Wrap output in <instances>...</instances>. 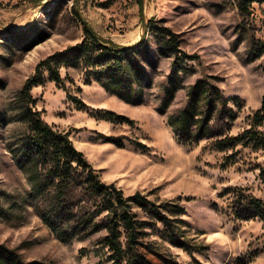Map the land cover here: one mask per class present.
I'll list each match as a JSON object with an SVG mask.
<instances>
[{
  "label": "rangeland",
  "instance_id": "rangeland-1",
  "mask_svg": "<svg viewBox=\"0 0 264 264\" xmlns=\"http://www.w3.org/2000/svg\"><path fill=\"white\" fill-rule=\"evenodd\" d=\"M240 2L0 0V264L112 263V253L99 243L105 229L81 225L65 239L58 233L81 219V211L89 215L88 203L85 209L79 202L66 205L70 212L57 213L48 224L45 214L57 206L53 190L20 149L27 134L22 86L40 60L81 42L84 24L104 42L142 45L136 55L147 76L139 86L141 103L125 102L97 81L86 84L85 70L75 67L61 69L63 87L46 71L31 93L43 119L70 134L103 181L126 195L140 191L183 208L167 214L182 220L173 225L187 244L171 243L169 229L156 222L143 238L146 264H264L263 222L235 213L238 192L264 196V150L217 147L251 127L264 101V1L253 2L246 15ZM150 19L176 32L186 55L163 52ZM199 84L205 92L194 99ZM192 105L193 124L178 135L169 120ZM100 109L133 122L100 119Z\"/></svg>",
  "mask_w": 264,
  "mask_h": 264
},
{
  "label": "trees",
  "instance_id": "trees-1",
  "mask_svg": "<svg viewBox=\"0 0 264 264\" xmlns=\"http://www.w3.org/2000/svg\"><path fill=\"white\" fill-rule=\"evenodd\" d=\"M255 1L241 0L240 10L242 15L249 13L250 6ZM150 26L154 30L161 49L165 53H180L186 55L180 49L178 34L170 27L157 24L154 19ZM84 38L76 45L52 52L40 60L35 72L28 77L19 94L24 102V115L27 117V134L24 136L20 149L24 155L41 168L40 182L48 184L52 188L56 208L45 214L49 225H53V219L57 213H69L66 205L81 203L82 209L90 208L89 215L81 211V219L69 224L66 230H60L61 239L69 235H75L78 227L91 226V232L105 229L107 234L99 241L102 246L108 247L111 264H146L147 252L143 238L147 235V228L155 226L156 222H162L168 230V239L171 243L185 247L187 242L179 235L177 227L173 224L178 218H171L167 211L182 214L180 206L169 207L167 203L161 204L148 198L147 195L137 191L126 195L121 187L115 183H107L102 180L98 169L94 168L84 152L78 149L70 134L56 129L54 125L45 121L42 112L34 104L32 89L38 85L47 71L49 80L59 87L64 85V77L61 74L63 67L81 68L85 70L86 84L97 81L107 91L117 95L128 103H141L139 86L146 79L144 67L139 63L137 54L142 45L121 46L102 41L87 24L83 25ZM144 46V45H143ZM199 85H201L199 87ZM192 93L193 98L204 91L202 84ZM199 87V88H198ZM173 90L171 91V94ZM80 108H86L81 98L68 94ZM214 98H210L211 104ZM165 104V103H164ZM196 106L186 107L178 114L170 118L171 127L179 135L188 133L195 118ZM97 116L100 119L111 122H129L133 120L129 116L111 110H99ZM264 101L252 116L251 127L235 136H226L217 142V147L224 149L227 146L242 144L252 146L255 149L264 150V132L260 128L264 126ZM206 125L198 129V133H205ZM198 135V134H197ZM259 178L264 186V164L260 166ZM241 207L236 210L238 219H259L264 224V196L257 197L253 194L238 192ZM170 204V203H169ZM176 205V204H173ZM87 216V218L85 217ZM176 220V221H175ZM71 223V222H70ZM70 237V236H69ZM1 258V256H0ZM150 262V261H149ZM10 264H17L13 261Z\"/></svg>",
  "mask_w": 264,
  "mask_h": 264
}]
</instances>
